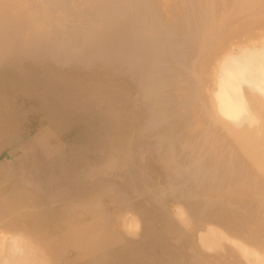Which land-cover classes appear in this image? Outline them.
<instances>
[{"label": "bare ground", "instance_id": "6f19581e", "mask_svg": "<svg viewBox=\"0 0 264 264\" xmlns=\"http://www.w3.org/2000/svg\"><path fill=\"white\" fill-rule=\"evenodd\" d=\"M239 18L251 22L240 25ZM242 27L262 32L264 0H0V77L5 88L9 72L15 70L25 83L29 77L26 74L29 60L40 71L47 64H61L86 74L103 73L113 79L125 77L137 92L133 102L135 110L127 104L124 93L112 95L101 80L81 83L67 71L56 70L44 72L39 80L53 87L50 93H56L59 98L53 96L52 101L58 100L59 108L66 115L82 120L95 117L107 124L99 142L108 145L106 140L114 141L121 149L119 155L108 154L107 162L127 153V158L138 154L139 145L146 144L144 133L139 131L144 119L141 114L166 111L170 116L168 126L155 130H164L172 138L170 142L168 138L166 152L158 151L155 158L168 174L179 175L181 170L195 166V183L205 193L217 187L214 179L241 174L246 180L241 178L243 182L236 188L261 196L258 200L263 202L264 31L255 32L261 34L258 41L232 43L231 36L238 35ZM62 41L73 46L66 48ZM232 46H236V51L233 52ZM198 52L203 60L195 58ZM44 76H49V81H44ZM193 81L198 84L196 92L200 93L203 112L195 105L197 101L188 100ZM2 96L5 95L0 92ZM180 102L185 104L187 118ZM161 103L165 107H160ZM129 113L136 118L127 116ZM121 125L131 129V133H124ZM113 126L123 137L112 133ZM197 131L205 136L218 132L219 143L214 152L190 163L191 143ZM51 140V132L43 129L25 147L26 153L32 152L27 159L31 160V178L37 184L31 185L33 181L29 180L27 185L33 186V190L22 185L16 187L26 174L23 161L18 167L8 160L0 162V181L19 179L8 196L0 188V211L9 213L10 210H5L14 204L24 206L23 200L34 193H40L43 199L48 191L63 188L65 180L67 186L79 181L78 173L90 159L89 143L74 147L65 155L63 143L52 144ZM39 148L41 152L36 157ZM3 150L0 149V154ZM183 203L188 210L194 207V202ZM23 209L25 213L37 210L28 205ZM24 211L15 214H24ZM15 214L0 217V264H36L32 244L24 234L11 231ZM212 214L214 219L223 216L217 211ZM174 215L181 226H188L187 215L181 207H176ZM256 216L263 221L261 215ZM256 216L251 214L249 219ZM249 219L235 223L240 229ZM138 224L133 217L131 228H138ZM255 225L253 222L254 228ZM9 227L12 229L4 230ZM198 241L207 252L225 244L247 264H264L261 241H255L256 248L250 247L213 227L199 234Z\"/></svg>", "mask_w": 264, "mask_h": 264}, {"label": "rangeland", "instance_id": "374dc122", "mask_svg": "<svg viewBox=\"0 0 264 264\" xmlns=\"http://www.w3.org/2000/svg\"><path fill=\"white\" fill-rule=\"evenodd\" d=\"M237 21L240 25L251 22L247 18H239ZM30 26L37 30L32 24ZM248 27H242L238 35L231 36L230 41H258L261 34H256L260 30ZM233 29L237 31L238 27L233 26ZM52 36L58 38L55 34ZM63 44L66 48L73 46L64 42ZM232 48L233 52L236 51V46ZM195 58L203 60L200 52ZM55 70L67 71L73 79L81 83H97L101 80L112 95L122 96L124 93L132 110H135L133 102L137 96L133 83L125 77L113 79L103 73L86 74L61 64H47L40 71L29 60L26 65V74L29 77L25 83L21 81L19 72L11 70L5 88L0 77V92L5 95L0 98V141L4 142H0V149H4L0 154V162L8 160L18 167L23 161L26 166L22 181L19 182L15 177L0 181V188H4L6 196L10 195L8 192L18 182L19 186L17 184L16 187L22 185L32 190L29 180L33 181L31 185L37 184L31 178V160L27 159L32 152L26 153L25 147L33 142L40 130L51 132L52 144L61 141L65 155H69L70 149L89 143L90 159L80 169L78 182L67 186L65 180L63 188L57 187V190L48 191L43 199L40 193H34L23 200L24 206L16 203L12 208L7 207L5 211L10 210L9 213L0 211V217H12L19 210L24 211L25 205L37 209L30 213L24 211L27 217L22 213L15 214V220L11 219L14 228L4 229L24 234L35 249L33 259L36 264H65L66 259L67 264H247L231 246H219L216 254V250H202L198 243V235L205 233L208 227H213L247 246L256 248L255 241H261L264 245V200H258L261 196L253 192L236 188L238 183L243 182L242 175L214 179L212 182L217 187L205 193L195 183V166L181 170L179 175L168 174L162 163L155 158L158 151L166 152L167 149L164 148L168 138L169 142L172 138L164 130H155L161 129L160 126L163 125L168 126L170 116L166 111L141 114L144 119L139 131L144 133L146 144L139 145L138 154L127 158V153L124 157H115L116 160L107 162L108 154H121L120 145L109 140H106L108 145L99 142L103 138L102 130L107 124L97 121L95 117L82 120L74 115H66L59 108L58 100L52 101L53 96L59 97L56 93H50L49 90L53 87L40 81L39 77L44 72ZM44 77V81H49V76ZM196 86L198 84L195 81L193 85L190 84L188 100L193 103L197 101L195 105L203 112L204 105L200 93L196 92ZM180 104L184 117L187 118L189 115L185 113V104ZM159 106L163 108L165 104L161 103ZM127 116L136 118L131 113ZM121 126L124 133H131V129ZM112 133L123 137L116 126H113ZM217 133L212 132L210 136H205L203 132L197 131L194 134L190 163L206 153L214 152L219 143ZM36 152L38 153L35 156L39 157L41 148ZM223 155L222 152L221 156ZM183 201L194 202L193 209L188 210ZM176 207L185 211L189 222L187 227L181 226L175 217ZM216 211L223 213L220 219L213 218L212 213ZM225 212L231 216H225ZM251 214L261 215L263 221L257 219V216L256 221L249 219ZM133 217L139 223L138 228H131ZM246 218L249 220L239 229L235 222L245 221ZM7 219L9 222L10 219ZM253 222L256 223L255 228Z\"/></svg>", "mask_w": 264, "mask_h": 264}]
</instances>
